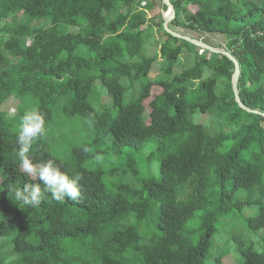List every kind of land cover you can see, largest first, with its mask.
I'll return each instance as SVG.
<instances>
[{
    "label": "trees",
    "instance_id": "trees-1",
    "mask_svg": "<svg viewBox=\"0 0 264 264\" xmlns=\"http://www.w3.org/2000/svg\"><path fill=\"white\" fill-rule=\"evenodd\" d=\"M170 2L175 9L170 29L224 38L221 48L239 63L241 102L264 113V0ZM154 4L155 0H0V236H11L17 226L12 252L21 264H128L127 253L140 264H205L215 223L243 206L233 200L234 190L246 192L245 204L258 207L248 229H264V117L238 107L231 87L234 65L228 58L171 36L162 27L163 19L156 25L164 38L159 45L162 76L150 80L158 56L148 54L145 39L153 36L155 17L147 19L146 13ZM64 26L77 32H63ZM183 55H192V65L175 74ZM123 79L132 92L126 105ZM96 80L111 99V107L100 112L90 101ZM154 85L161 92L148 104L147 123L144 101ZM25 95L35 99L45 128L52 106L62 101L65 116L83 117L96 132L111 136L114 152H138L155 139L149 175L140 188L121 186L109 193L102 172L85 166L100 151L76 146L68 158L60 159L42 147L40 137L27 154L34 165L52 160L70 178L81 177L78 201L53 199L39 180L21 169L18 132H10L5 123L3 104ZM195 113L208 115V121L194 122ZM244 151L249 152L246 159ZM155 154L161 155L157 178L151 173ZM26 183L41 184L39 206L16 199V190ZM254 194L258 198L253 199ZM153 206L158 234L151 243L141 244L138 229L124 222L130 216L145 220ZM197 211L202 233L193 243L184 228ZM87 237L92 242L86 244H94V258L70 252ZM240 255L239 264H264V254L252 246L242 248Z\"/></svg>",
    "mask_w": 264,
    "mask_h": 264
},
{
    "label": "rangeland",
    "instance_id": "rangeland-1",
    "mask_svg": "<svg viewBox=\"0 0 264 264\" xmlns=\"http://www.w3.org/2000/svg\"><path fill=\"white\" fill-rule=\"evenodd\" d=\"M191 10L195 11V8L191 7ZM164 12L166 10L163 9L161 0H155L152 10L146 13L147 19L155 17L154 27L151 29L153 36L149 41L145 39L148 54L158 56L157 63H155L149 75L150 80H158L162 76L161 71L164 62L163 59L159 58V45L164 38L159 27L156 25L163 19ZM62 30L68 33L77 32V29L65 26ZM171 30L183 36L201 40L216 48H221L224 40L218 34L205 35L176 27H172ZM191 65L192 55H183L180 57L178 65L174 68V73L178 74L183 68ZM121 84L127 87L124 97V105H126L132 100V92L128 90L129 82L127 80H121ZM138 84H136L133 90L134 96H137ZM160 92V86L154 85L150 91V98L144 101L147 123H149L148 114L150 111L148 104ZM90 101L98 112L111 107V99L99 80H96L94 84ZM63 104L61 101L51 108L52 119L46 125V135L41 139L42 147L52 156L66 159L70 156L69 152L71 148L90 145L89 149L91 151H100L101 153L98 157L87 160L85 166L88 169L100 170L102 172L103 183L109 193H115L118 187L121 186L134 189L140 188L141 181L149 175V170L147 169L148 157L155 152L157 141L155 139L148 140L138 152H134L130 148H123L120 152H114L111 147V136L96 132L91 122L83 117L65 116L62 111ZM36 106V101L31 95H25L19 99L15 97L9 98L2 106V111L5 114V123L9 131L18 132L21 117L25 112L35 110ZM208 117V115L195 113L191 119L196 123H202L201 121L207 120ZM207 123L210 124L211 128L213 127L211 121ZM229 145L230 142H226L225 147ZM248 156V151L242 153L244 159ZM160 159L161 155L155 154L153 156L151 173L156 178L158 177ZM31 177L36 178L34 175H31ZM228 189L233 191V186L229 184ZM232 196L235 202L242 203L243 206L240 211H231L215 223L216 233L212 239L205 264H239L241 262L240 250L247 246H252L256 252L264 254V229L257 232H252L248 229V220L257 214L258 207L256 205L248 206L245 204L248 194L242 190H234ZM252 197L253 199L258 198V195L254 194ZM200 215L201 211H197L184 228L185 236L193 243L197 241L202 233ZM157 217V208L153 206L145 220L137 222L134 216H130L124 224L136 227L139 232L140 243L149 244L158 234L156 226ZM15 231L17 232V226L12 229L11 236H0V264H21L17 256L12 252V240L16 234ZM88 242H92L89 237L76 242L74 249L70 250V252H74L80 257L89 254L91 258H94V244L89 246L86 244ZM125 257L128 264H140L139 258H136L134 254L127 253Z\"/></svg>",
    "mask_w": 264,
    "mask_h": 264
},
{
    "label": "clouds",
    "instance_id": "clouds-1",
    "mask_svg": "<svg viewBox=\"0 0 264 264\" xmlns=\"http://www.w3.org/2000/svg\"><path fill=\"white\" fill-rule=\"evenodd\" d=\"M45 120L36 110L27 111L21 117L17 135V156L24 173L34 175L41 182L44 190L57 201H78L80 196L79 174L69 177L61 172L52 160H47L37 167L28 158L29 150L34 141L46 135ZM41 184L26 183L15 192V197L23 204L37 207L42 202Z\"/></svg>",
    "mask_w": 264,
    "mask_h": 264
},
{
    "label": "water",
    "instance_id": "water-1",
    "mask_svg": "<svg viewBox=\"0 0 264 264\" xmlns=\"http://www.w3.org/2000/svg\"><path fill=\"white\" fill-rule=\"evenodd\" d=\"M161 3H162V6L167 8L166 12L163 13V25H162V27H163L164 31L166 33L170 34L171 36L178 38V39H182L184 41H187L190 44H192V45H194L200 49L206 50L210 53L219 54V55H222V56H225L226 58H228L234 65V71H233V75L231 78V87H232V91L234 94L235 102L237 103L238 107L247 113L256 114V115H260V116L264 117V113H262L258 110H253L249 107H246L240 100L239 91H238V80H239V76H240V67H239V63L237 62V60L229 52H227L223 48H216V47H213L207 43H204L201 40H198V39H195L192 37L183 36L179 33L172 31L169 27V24L175 18V9H174L173 5L171 4L170 0H161Z\"/></svg>",
    "mask_w": 264,
    "mask_h": 264
}]
</instances>
